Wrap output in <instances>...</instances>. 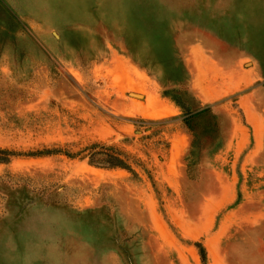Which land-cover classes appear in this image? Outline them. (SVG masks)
<instances>
[{
  "label": "rangeland",
  "instance_id": "374dc122",
  "mask_svg": "<svg viewBox=\"0 0 264 264\" xmlns=\"http://www.w3.org/2000/svg\"><path fill=\"white\" fill-rule=\"evenodd\" d=\"M200 52L258 71L264 120V0H0V264H203L196 242L208 264H264V131L241 91L204 96ZM209 104L219 137L189 175L184 118ZM93 142L136 173L34 155Z\"/></svg>",
  "mask_w": 264,
  "mask_h": 264
},
{
  "label": "trees",
  "instance_id": "16d2710c",
  "mask_svg": "<svg viewBox=\"0 0 264 264\" xmlns=\"http://www.w3.org/2000/svg\"><path fill=\"white\" fill-rule=\"evenodd\" d=\"M188 76L191 77V74L189 72H188ZM164 94L168 95L167 92H164ZM175 101L179 103L178 100L175 99ZM214 115L215 113L212 109V104H209L206 107L197 111L196 113H191L190 115L184 118L190 131L193 133V141L186 157L187 170L189 171V175H190V168L193 167L195 164H197L199 161V157L197 156L196 152H200V154H202L201 152L203 151L201 150L200 147L206 142L211 143L217 141V138L219 137L217 135L219 133V128L214 125L212 126L213 123L210 120V118L214 117ZM196 116L204 117L207 120L205 123L206 126L202 131H197L192 128L190 119L191 117H196ZM61 152L70 157L80 156L83 159H87L88 163L91 165L107 167V168H124L133 173H136L132 164L129 162L128 154L122 149H120L116 144L93 142L86 145L84 148H82V150L76 153L67 152L58 148H54V149L47 148L34 153V155H45V154L61 153ZM0 153L5 155L4 158H0V159H9V157L14 154V152L11 150L1 149V148H0ZM195 155H196V159L194 158ZM196 245L199 248V252L203 264H208V252L205 245L202 242H196Z\"/></svg>",
  "mask_w": 264,
  "mask_h": 264
},
{
  "label": "crops",
  "instance_id": "0c3cea01",
  "mask_svg": "<svg viewBox=\"0 0 264 264\" xmlns=\"http://www.w3.org/2000/svg\"><path fill=\"white\" fill-rule=\"evenodd\" d=\"M193 70V82L198 80L200 74L204 75V80L209 84L210 87L200 89L205 97H212L216 95L226 96L237 91L242 93L239 96V106L242 109L246 126L251 130V135L255 139H260L263 136L264 131V120L261 112L258 111L251 94L244 91L246 87L252 83L258 81L259 73L253 67H243L240 69H234L222 65L219 61L211 58L208 54L200 52L199 59L192 62ZM221 81L219 84L217 83ZM224 78V80H223ZM217 84V88L213 84ZM205 87V86H204ZM241 130V137L245 139L246 134L243 126L239 125ZM245 136V137H244ZM239 135L237 139L241 138Z\"/></svg>",
  "mask_w": 264,
  "mask_h": 264
}]
</instances>
